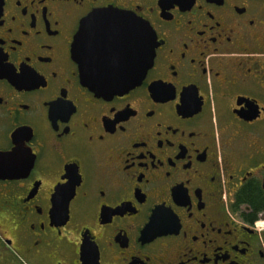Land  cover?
Segmentation results:
<instances>
[{
    "label": "flooded vegetation",
    "instance_id": "flooded-vegetation-1",
    "mask_svg": "<svg viewBox=\"0 0 264 264\" xmlns=\"http://www.w3.org/2000/svg\"><path fill=\"white\" fill-rule=\"evenodd\" d=\"M0 264H264V0H0Z\"/></svg>",
    "mask_w": 264,
    "mask_h": 264
},
{
    "label": "water",
    "instance_id": "water-1",
    "mask_svg": "<svg viewBox=\"0 0 264 264\" xmlns=\"http://www.w3.org/2000/svg\"><path fill=\"white\" fill-rule=\"evenodd\" d=\"M140 36L138 34L135 35L134 33L132 34V38H137ZM148 42L141 44H134L133 43V48L131 51H129V54H131V64H132V73L133 74H141L145 69L150 68L154 56V50L151 45V35L150 32H148ZM152 56V57H151ZM148 57V61H146V58ZM151 57V58H150ZM150 59V61H149ZM147 63V64H146ZM138 78V77H137ZM140 78V76H139ZM140 81V80H139ZM139 81H136V78L132 77L131 81H129L126 84H121V83H114L111 82L110 84L107 85H91L90 87H93L97 93L99 94H113V93H120L124 92L125 90H129L131 88H134L136 85H138Z\"/></svg>",
    "mask_w": 264,
    "mask_h": 264
}]
</instances>
